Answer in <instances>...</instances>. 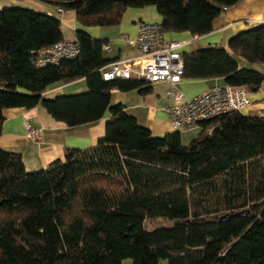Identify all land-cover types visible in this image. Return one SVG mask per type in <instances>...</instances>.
Masks as SVG:
<instances>
[{
  "label": "trees",
  "instance_id": "obj_1",
  "mask_svg": "<svg viewBox=\"0 0 264 264\" xmlns=\"http://www.w3.org/2000/svg\"><path fill=\"white\" fill-rule=\"evenodd\" d=\"M87 27L119 25L130 9L155 8L166 33L204 36L224 8L242 0H42ZM64 40L62 22L23 7L0 8V136L4 110L42 106L68 127L109 112L106 135L90 148L30 172L0 147V264H264V118L232 112L204 123L185 146L181 131L155 136L112 104V91L152 92L143 80L105 81L107 40L75 31L80 53L38 67L33 52ZM184 80L224 79L258 91L264 24L227 47L183 53ZM86 79L84 93L44 98L55 83ZM211 131V132H210ZM174 221L145 230L146 220Z\"/></svg>",
  "mask_w": 264,
  "mask_h": 264
},
{
  "label": "crops",
  "instance_id": "obj_2",
  "mask_svg": "<svg viewBox=\"0 0 264 264\" xmlns=\"http://www.w3.org/2000/svg\"><path fill=\"white\" fill-rule=\"evenodd\" d=\"M23 7L38 12L48 13L64 22L65 27L76 31H85L99 40H107L109 51H104L106 59L128 62L140 56L137 48L130 46L123 39L128 35L134 39L138 35L141 22H162L155 8L130 9L129 16L117 26L87 27L82 25L74 12L59 15L57 6L42 0H0V8ZM264 24V0H242L234 7L222 12L213 23L212 31L204 36L193 35L190 32L166 33V37L188 41L183 53H191L211 46L227 47L229 40L235 35L256 28ZM64 35V33H63ZM67 41H75L65 38ZM199 43V45H195ZM194 46V47H192ZM240 67L250 68L264 74V64H250L240 59ZM226 84L224 79L184 80L181 89L188 97H194L215 85ZM169 85L167 83L153 84L152 92L141 94L138 91H112V104H121L126 112L134 116L140 125L148 128L153 135L163 136L175 132L166 114V108L171 105L167 97ZM88 90L86 79L71 83H55L49 86L43 94L44 98H54L59 95L84 93ZM251 105L242 111L250 117L264 118V83L256 92L250 93ZM5 121L0 147L6 151L21 154L26 168L30 172L46 169L52 162L63 160L68 149L84 150L95 146L106 135L109 112L94 124L68 127L56 121L42 106L32 109L11 108L4 110ZM41 133V139L32 140L27 132V126ZM197 128H190L186 131ZM182 132V131H181ZM122 264H133L126 259ZM159 264H168L162 260Z\"/></svg>",
  "mask_w": 264,
  "mask_h": 264
},
{
  "label": "built area",
  "instance_id": "obj_3",
  "mask_svg": "<svg viewBox=\"0 0 264 264\" xmlns=\"http://www.w3.org/2000/svg\"><path fill=\"white\" fill-rule=\"evenodd\" d=\"M226 10L224 8L223 12ZM57 13L64 15L71 11L57 8ZM123 39L137 48L140 56L128 62H111L101 70L103 79L143 80L151 85L167 83V97L171 105L166 108V114L175 131L197 128L228 113L242 112L251 105L250 91L245 86L215 85L194 97H188L181 89L184 81L182 50L188 41L167 38L162 23L141 22L136 38L123 35ZM109 50L110 46L105 45L104 51ZM79 53L76 41L62 40L33 52V63L38 67L59 65L64 60L75 59ZM27 132L32 140L41 139V133L29 125Z\"/></svg>",
  "mask_w": 264,
  "mask_h": 264
},
{
  "label": "rangeland",
  "instance_id": "obj_4",
  "mask_svg": "<svg viewBox=\"0 0 264 264\" xmlns=\"http://www.w3.org/2000/svg\"><path fill=\"white\" fill-rule=\"evenodd\" d=\"M129 11V10H128ZM129 13L127 12L125 17H128ZM62 29L65 38H69L70 40L75 37V29L70 27H65L64 22L62 21ZM195 45H199V43H195ZM194 47V46H192ZM203 131V127L198 126L197 129H191L189 131L183 130L182 134V142L185 146H188L192 140L198 137V135ZM174 221L164 219V218H156L151 220H146L144 228L148 232L155 231L161 228H172L174 226Z\"/></svg>",
  "mask_w": 264,
  "mask_h": 264
}]
</instances>
